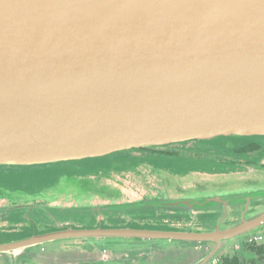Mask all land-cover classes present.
<instances>
[{"label": "water", "instance_id": "obj_1", "mask_svg": "<svg viewBox=\"0 0 264 264\" xmlns=\"http://www.w3.org/2000/svg\"><path fill=\"white\" fill-rule=\"evenodd\" d=\"M244 136H264V0H0V166ZM250 221L115 234L219 247Z\"/></svg>", "mask_w": 264, "mask_h": 264}, {"label": "flooded vegetation", "instance_id": "obj_2", "mask_svg": "<svg viewBox=\"0 0 264 264\" xmlns=\"http://www.w3.org/2000/svg\"><path fill=\"white\" fill-rule=\"evenodd\" d=\"M143 168L185 180L229 177L245 182L205 185L208 189L203 191L194 184V192H186L180 186H160L153 178L151 189L119 200L109 191L85 186L84 181L96 183L106 170L143 174ZM262 212L264 136L174 142L78 161L0 166V264H64L68 252L76 261L68 259L67 264H176L157 259V252L176 254L183 258L182 264H264V223L220 241L219 247L215 241L187 243L115 234L221 232L247 226ZM74 213L79 218L70 217ZM66 232L81 235L47 239ZM24 243L34 244L17 246ZM8 245L15 248L6 251Z\"/></svg>", "mask_w": 264, "mask_h": 264}, {"label": "rangeland", "instance_id": "obj_3", "mask_svg": "<svg viewBox=\"0 0 264 264\" xmlns=\"http://www.w3.org/2000/svg\"><path fill=\"white\" fill-rule=\"evenodd\" d=\"M120 171L118 169V172L116 171H111V170H106L103 171V173L98 177L99 179L95 182H85V186L94 190H104V191H109L113 199H118L119 198H129L133 193L135 192H140L143 189H151L149 184L151 181H153V178H155L157 184L162 186L163 184L168 188V187H175V186H180L182 187L186 192H194V184H197L195 187H197L196 190L198 191H203V189H208L205 187L207 186H226L227 184H231L234 186H240L242 183L245 181L242 179H228L229 177H224L223 179H217V180H209L207 178L203 179H195V178H189V179H182V178H177L174 177L173 175L170 176V174H167L166 172H163V170H159V173L155 170H149L146 168L141 169L143 171V174L135 172V170H125ZM102 172V171H101ZM149 173V175H147ZM176 179V180H175ZM179 179V180H178ZM257 180V179H255ZM83 182V183H84ZM77 186L79 188V183L76 182ZM260 183V182H259ZM97 184V185H96ZM77 188V189H78ZM79 190V189H78ZM77 207V206H76ZM83 206L78 205V208H81ZM79 218L78 214H72L70 217H75ZM235 251V248H233ZM232 251V252H233ZM157 259H169L170 261H166V263L173 262L176 264H182L184 262L183 258L177 259L176 254H170V253H162V252H157ZM68 257L64 256V259L62 262L64 264L69 263L70 260L76 261L75 256L73 254H70L68 252ZM116 257V256H115ZM188 256L186 255V259ZM164 260V259H163ZM61 261V259H60ZM162 262V261H160ZM163 263V262H162Z\"/></svg>", "mask_w": 264, "mask_h": 264}]
</instances>
